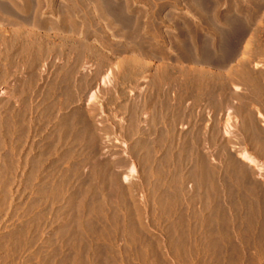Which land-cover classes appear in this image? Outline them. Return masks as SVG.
<instances>
[{
    "label": "rangeland",
    "instance_id": "374dc122",
    "mask_svg": "<svg viewBox=\"0 0 264 264\" xmlns=\"http://www.w3.org/2000/svg\"><path fill=\"white\" fill-rule=\"evenodd\" d=\"M25 5L24 62L0 70V264H264V0Z\"/></svg>",
    "mask_w": 264,
    "mask_h": 264
},
{
    "label": "bare ground",
    "instance_id": "6f19581e",
    "mask_svg": "<svg viewBox=\"0 0 264 264\" xmlns=\"http://www.w3.org/2000/svg\"><path fill=\"white\" fill-rule=\"evenodd\" d=\"M52 1V0H51ZM71 1V0H70ZM109 1V0H108ZM112 1V0H110ZM105 2V1H103ZM107 2V1H106ZM105 2V3H106ZM102 3V2H101ZM104 3V4H105ZM103 4V5H104ZM111 6L109 7H112L113 5L112 4H109ZM25 0H0V13H3L5 14V18L3 20L5 21H8L10 24H15L17 26V29L15 30L16 31V34L11 36V38H3L0 42V46L2 47L0 50V70L3 74V76H8V73L9 71L14 68V67H19L22 65V63L24 62L23 59H24V53H25V34H24V30H23V27L26 25L24 21L27 20V16L25 15ZM32 6V5H31ZM108 6V5H107ZM63 8V7H62ZM108 8V7H107ZM69 12V11H68ZM108 13L110 14L109 12V8H108ZM107 13V14H108ZM8 16H13L12 19H10L11 17H8ZM72 17V16H71ZM206 17V16H205ZM2 18V17H1ZM205 19V18H204ZM62 21V20H61ZM23 22H24V26H23ZM5 22L3 21V24ZM27 23V22H26ZM2 24V26H3ZM7 24V23H6ZM9 24V25H10ZM69 25V23H68ZM230 25V24H229ZM5 26V25H4ZM74 26V25H73ZM72 28V27H71ZM74 28V27H73ZM1 31V30H0ZM73 31V30H72ZM1 33H3L1 31ZM5 31H4V35H5ZM148 33V32H147ZM96 34V33H95ZM143 34V33H142ZM215 34V33H214ZM252 34V33H251ZM248 35L247 38L243 41V45H242V48L240 50L242 51H238V46L240 45V43H242V40L243 38H239L242 39L241 41L238 42V39H236V42L234 44H229L227 46V50L231 53V52H235V50H237L238 52V55L236 57V59L238 57H240L241 55H243L244 53V50L246 48L249 47V44L251 42V36L252 35ZM3 35V36H4ZM239 35V34H238ZM236 35V36H238ZM1 35V37H3ZM37 36V35H36ZM192 36V35H191ZM244 36V35H242ZM197 37V36H196ZM32 38V37H31ZM144 39V38H143ZM183 39V38H182ZM196 39V38H195ZM37 41V40H36ZM153 41V40H152ZM235 40H233L234 42ZM222 42V41H221ZM35 43V42H34ZM223 43V42H222ZM228 43V42H227ZM221 44V43H220ZM39 45V44H38ZM222 45V44H221ZM41 46V45H40ZM28 47V46H27ZM32 47V46H31ZM30 47V49H31ZM200 48V47H199ZM136 50H138L139 52H143V51H146V50H153L151 49L150 45H147L146 42H142L138 44V46H136ZM194 50V49H193ZM54 51V50H53ZM223 51H226V50H223ZM45 52V51H44ZM228 52V54H229ZM154 53V52H153ZM232 54V53H231ZM15 56V57H14ZM180 57H182L183 59L185 60H189V61H193V62H203L205 64H212L213 61L207 57V55L204 53H198V54H191L189 53L187 50L183 49V48H180ZM222 57V55H221ZM228 57V56H227ZM39 59V58H38ZM230 60V59H229ZM209 66V65H208ZM244 66V64H243ZM19 69V68H18ZM12 71V70H11ZM14 72V71H13ZM17 72V71H16ZM11 73V72H10ZM164 74V73H163ZM247 74V73H246ZM1 75V74H0ZM161 75V74H160ZM2 76V75H1ZM2 76V77H3ZM219 76V75H218ZM38 77V76H37ZM107 77V75L105 77H103V79L101 78L100 80V84L103 82V81H107L105 78ZM2 79V78H1ZM105 79V80H104ZM108 79V77H107ZM162 79V78H161ZM218 82V81H217ZM104 83V82H103ZM233 83V82H232ZM54 84V83H53ZM71 84V83H70ZM154 86V85H153ZM205 86V85H204ZM25 87V86H24ZM52 88V87H51ZM26 89V88H25ZM68 89V88H67ZM166 89V88H165ZM264 89V88H263ZM160 90V89H159ZM162 90V89H161ZM22 92V91H21ZM25 92V91H24ZM224 93V92H223ZM21 94V93H20ZM208 94V93H207ZM72 96V95H70ZM96 94L95 92H92L89 97H88V101H92L95 99ZM96 101V100H95ZM156 101V100H155ZM26 103V102H25ZM89 104V103H88ZM14 105V104H13ZM155 114V113H154ZM230 118V117H229ZM21 120V119H20ZM230 122H231V119H228ZM24 121V120H23ZM227 122V121H226ZM229 122V123H230ZM228 125V124H227ZM251 126V125H250ZM249 126V127H250ZM228 127V126H226ZM251 130V129H250ZM227 131V130H226ZM225 131V132H226ZM255 142V141H254ZM241 155V158L243 160H246L248 163H252V164H256L257 161L255 159L254 156H252L250 153L246 152V151H242L240 153ZM246 167V166H245ZM129 171L131 174H133L132 172H135V167L134 166H131L129 167ZM205 175V174H204ZM233 175V174H232ZM231 177V176H230ZM124 178H128L127 175H125ZM238 185V184H237ZM239 186V185H238ZM210 188V187H209ZM262 218V217H261ZM229 228V227H228ZM240 229V228H239ZM24 236V232H21V237L23 238ZM27 236V235H26ZM173 237V236H172ZM28 238V237H27ZM182 241V240H181ZM23 242V241H21ZM30 242V241H29ZM211 246V245H210ZM135 253V252H134ZM137 254V253H136ZM177 254V253H176ZM182 254V253H181ZM155 255V254H154ZM184 256V255H182ZM34 258V257H33ZM185 259V258H184ZM181 260V259H180ZM159 263V262H158Z\"/></svg>",
    "mask_w": 264,
    "mask_h": 264
}]
</instances>
